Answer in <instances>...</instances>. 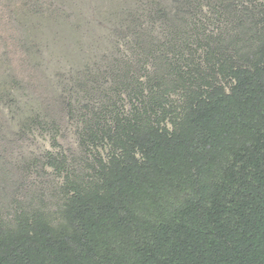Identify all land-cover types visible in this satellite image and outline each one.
Returning a JSON list of instances; mask_svg holds the SVG:
<instances>
[{
  "label": "trees",
  "instance_id": "obj_1",
  "mask_svg": "<svg viewBox=\"0 0 264 264\" xmlns=\"http://www.w3.org/2000/svg\"><path fill=\"white\" fill-rule=\"evenodd\" d=\"M120 4L138 59L66 87L83 166L45 153L60 205L0 220V264H264V2Z\"/></svg>",
  "mask_w": 264,
  "mask_h": 264
},
{
  "label": "rangeland",
  "instance_id": "obj_2",
  "mask_svg": "<svg viewBox=\"0 0 264 264\" xmlns=\"http://www.w3.org/2000/svg\"><path fill=\"white\" fill-rule=\"evenodd\" d=\"M121 2L0 0V220L41 202L57 212L55 186L62 179L42 166L46 152L63 155L71 169L82 168L80 123L68 115L67 103L74 100L66 87L94 73L99 62L117 58L135 65L136 39H145L147 30L128 36V19L118 15ZM30 10V22L19 19Z\"/></svg>",
  "mask_w": 264,
  "mask_h": 264
}]
</instances>
